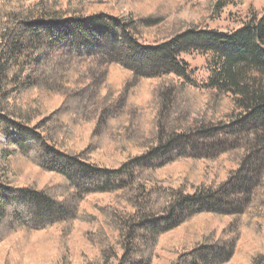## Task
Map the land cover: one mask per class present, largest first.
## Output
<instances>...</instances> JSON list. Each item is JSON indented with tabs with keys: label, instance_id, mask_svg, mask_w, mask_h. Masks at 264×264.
<instances>
[{
	"label": "trees",
	"instance_id": "obj_1",
	"mask_svg": "<svg viewBox=\"0 0 264 264\" xmlns=\"http://www.w3.org/2000/svg\"><path fill=\"white\" fill-rule=\"evenodd\" d=\"M126 2L0 0V243L16 233L41 234L56 227L68 236L86 223L95 227L88 234L99 254L78 264H104L108 258L115 264H153L163 237L198 216L264 220V10L237 30L221 32L193 22L174 28L162 15L137 18L123 12ZM229 4L217 0L214 15ZM191 52L213 56L203 85L195 83V72L182 57ZM66 57L73 64L120 65L174 93L204 91L208 104L191 110L195 117L184 124L166 118V142L158 135L148 154L107 168L92 161L87 150L69 146L64 118L81 114L83 107L70 89L80 85L79 77L58 62ZM57 96L66 103L44 115ZM103 100L114 110V99ZM170 154L228 158L236 169L219 185L161 191L151 178ZM11 160L61 181L39 190L15 186L7 178ZM102 195L126 206L92 212L88 198ZM235 250V240L206 237L179 252L174 264H229ZM251 264H264V253Z\"/></svg>",
	"mask_w": 264,
	"mask_h": 264
},
{
	"label": "rangeland",
	"instance_id": "obj_2",
	"mask_svg": "<svg viewBox=\"0 0 264 264\" xmlns=\"http://www.w3.org/2000/svg\"><path fill=\"white\" fill-rule=\"evenodd\" d=\"M215 2L217 0H127L123 12L132 13L137 18L162 15L174 28H189L193 22L221 32H232L253 14L264 10V0H228L229 6L217 17L212 9ZM182 57L195 72V83L205 84L211 75L213 56L191 52ZM58 62L65 72L73 68L80 83L70 89L79 99L74 102L83 107L81 114L64 118L65 123H69V128H64L71 136L69 146L77 152L87 150L92 161L107 168L117 169L148 154L155 146L154 141H158V135L167 141L163 131L167 119L184 124L195 117L190 116L191 110L202 111L208 104V95L204 91L185 89L174 93L163 85L160 87L157 80L135 78L120 65L105 68L101 62L73 64L67 57ZM104 97L114 99L110 100L114 110L104 106ZM50 102L47 103L49 110L44 113L46 116L66 103V99L57 96ZM153 123L156 126L150 129ZM0 140L4 142L2 138ZM8 165L7 178L15 186H34L39 190L61 181L59 177H52L19 161L11 160ZM160 165L164 168L155 172L151 183L161 191L186 186L193 192L201 185H219L226 182L229 170L235 168L228 158L223 161L194 160L177 154L164 157ZM88 203L87 207L90 206L95 213L106 205H113L116 209L126 206V203L117 204L112 195L92 196ZM95 203L99 208L95 209ZM246 218L218 214L198 216L163 237L155 251L153 264H174L182 251L213 236L235 240V255L229 264H251L257 254L264 253V220L247 223ZM92 230L95 231V227L85 223L67 233L68 236L62 227L41 234L16 233L0 243V264H78L87 256L98 258V247L89 240L88 232ZM104 264L115 262L108 258Z\"/></svg>",
	"mask_w": 264,
	"mask_h": 264
}]
</instances>
